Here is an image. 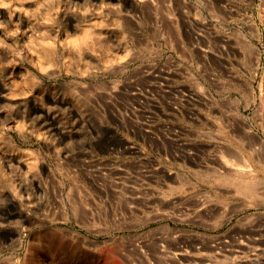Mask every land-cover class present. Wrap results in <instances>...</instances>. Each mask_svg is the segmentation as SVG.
I'll return each instance as SVG.
<instances>
[{
    "label": "rangeland",
    "instance_id": "rangeland-1",
    "mask_svg": "<svg viewBox=\"0 0 264 264\" xmlns=\"http://www.w3.org/2000/svg\"><path fill=\"white\" fill-rule=\"evenodd\" d=\"M252 1L0 4V264H264V153L228 122L240 109L264 138Z\"/></svg>",
    "mask_w": 264,
    "mask_h": 264
},
{
    "label": "bare ground",
    "instance_id": "bare-ground-1",
    "mask_svg": "<svg viewBox=\"0 0 264 264\" xmlns=\"http://www.w3.org/2000/svg\"><path fill=\"white\" fill-rule=\"evenodd\" d=\"M253 1L252 0H248V3H252ZM10 0H0V4H3V5H6V6H8L9 8H11L12 10H15L16 11V6H17V4H18V6L20 7V8H22L23 10H27L28 8V6L32 3V2H26V1H19V2H17L16 3V6H9L10 4ZM13 3H15V2H13ZM218 3V2H217ZM205 5V4H204ZM195 6V5H194ZM193 6V7H194ZM221 7H222V9H224L226 12L227 11H231L232 9L229 7V6H227V4H221L220 5ZM200 7V6H199ZM245 8V7H244ZM248 8V7H247ZM1 9V8H0ZM206 9V8H205ZM220 9V8H219ZM189 10H191V9H189ZM200 10V9H199ZM247 10V13L248 14H250V16L249 17H247L248 18V20H246V21H248V24H249V27H250V29L251 30H253V31H257V33H258V26L256 25L257 23H255L254 22V20H252L250 17H251V15H252V9H246ZM0 11H2V13H4L5 14V9L4 10H0ZM192 11V10H191ZM199 14V13H198ZM245 17V16H244ZM192 19H190V21H191V23L193 22V21H195V20H197V19H195V17H191ZM204 18V17H203ZM199 19H201V18H199ZM204 22V21H203ZM194 23V22H193ZM197 23V22H196ZM215 23V22H214ZM192 25V24H191ZM191 25H189V26H191ZM204 25V24H203ZM217 26V25H216ZM75 28V27H74ZM209 28H212V29H214V30H216L217 31V33L219 32L218 31V29L214 26V25H211L210 24V27ZM76 30V28L75 29H73V31H75ZM205 30V29H204ZM249 30V29H248ZM215 31V32H216ZM239 31V30H238ZM206 33V32H205ZM208 33V32H207ZM209 33H211L210 31H209ZM238 33V32H237ZM239 33H241L243 36L242 37H244L246 40H245V42H246V45L248 46V49H249V52L251 53V55H252V57H253V59H255L254 61H255V63H258V60H259V55H260V52H259V50H257V48H254V46L251 44V42L246 38V36H245V33L243 32V31H239ZM64 34H65V40L66 41H69L70 40V42L73 44V45H78L79 43H80V40H83V39H85V38H87L88 36L90 37H92L93 35H95V32H93V31H91L90 29H88L87 27H84V29H83V31L82 32H70V31H65L64 32ZM189 35V34H188ZM221 37V36H220ZM224 40H226V39H224ZM193 45V44H192ZM209 46V45H208ZM204 47H206V46H204ZM219 47V46H218ZM205 50V49H204ZM207 52V51H206ZM209 57V56H208ZM221 58V57H220ZM217 59H218V57H217ZM40 60V58L38 59V61ZM220 60V59H219ZM42 61V60H41ZM40 62V61H39ZM48 64V63H47ZM47 64L45 63H40V67H41V69H45L46 67H47ZM38 65V64H37ZM49 65V64H48ZM248 76H250V75H248ZM252 79V78H251ZM238 83V82H237ZM238 86H240L241 88H242V91H241V94H242V96L244 97V98H246L248 101L246 102V103H248L249 102V99H250V97L253 95V83H252V81L250 80V78H248V77H246V76H244V77H242V80L240 81V83H239V85ZM239 88V87H238ZM7 94H15V93H17V92H13L12 91V89H11V86L9 85V86H7ZM11 89V90H10ZM6 90V89H5ZM238 90H240V88L238 89ZM205 95V94H204ZM206 97L209 99V100H213L214 99V97H213V95L211 94V92L210 91H206ZM242 99V98H241ZM233 100L235 101V102H237V101H239L240 100V97H234L233 98ZM231 102V101H230ZM235 112V111H234ZM230 114H233V112L231 113L230 112ZM219 116V115H218ZM227 116H228V114H227ZM229 117V116H228ZM232 117V118H231ZM230 119L231 120H228V118H226V120H228V122L230 123V125H231V128H233V130H235L236 131V133H235V136H238L240 139H241V144L242 145H247L248 147H249V150L251 151V152H253L254 153V150H257V151H261L262 153L261 154H263L264 153V138H262L263 136H261L259 133H257L253 128H252V126L247 122V120H246V118L242 115V112L240 111V109H236V112L233 114V116H230ZM223 122H226V121H223ZM17 124V123H16ZM228 126V125H227ZM4 135V134H3ZM3 135H1L2 136V138H3ZM0 136V137H1ZM5 136V135H4ZM1 138V139H2ZM5 138V137H4ZM6 138H7V136H6ZM11 137H8V139H10ZM0 139V140H1ZM7 139V140H8ZM3 140V139H2ZM4 140H6V139H4ZM236 140V139H235ZM8 141H10V140H8ZM10 142H8V144H9ZM5 144V143H4ZM6 144H7V142H6ZM7 146V145H6ZM10 146V145H9ZM11 147V149H12V145L10 146ZM16 147V146H15ZM14 147V148H15ZM227 147V146H226ZM245 147V146H244ZM18 148V157L19 158H24V157H29V154H30V152L29 151H27V150H25V152H23V151H19L21 148L20 147H17ZM16 148V149H17ZM7 149V148H6ZM9 149V148H8ZM31 149V148H30ZM228 151L229 150H232V154H233V151H234V154H235V158L238 160V165H243L246 169H249L250 168V163H248V161L246 160V158H245V155L243 154V152L241 151V150H239V149H237V148H235L234 146H232V145H228V149H227ZM11 151V150H10ZM15 151H17V150H15ZM226 151V150H225ZM228 151H227V153H228ZM14 152V151H13ZM12 152V153H13ZM32 152H33V149H32ZM32 152H31V154H32ZM36 152V151H35ZM34 152V153H35ZM11 153V154H12ZM14 155V154H13ZM12 155V156H13ZM263 155H261V157H262ZM257 157V156H256ZM29 158H31V155H30V157ZM34 158V157H33ZM260 159V158H259ZM258 159V160H259ZM257 160V161H258ZM262 161V160H261ZM259 162H260V160H259ZM32 164V163H31ZM262 164H263V162H262ZM225 170H227V169H225ZM22 216L24 215V216H28V215H26V213H24V214H21ZM18 235H19V237L18 238H20L22 235H23V233L21 232V231H19L18 232ZM17 240V239H16ZM8 260H10L9 258H8ZM245 261V260H244ZM10 264H15V259L12 257L11 258V260H10V262H9ZM8 263V264H9Z\"/></svg>",
    "mask_w": 264,
    "mask_h": 264
}]
</instances>
